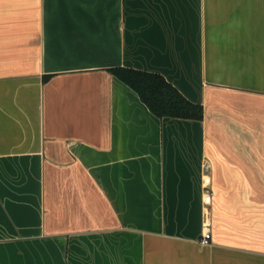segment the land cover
Instances as JSON below:
<instances>
[{
  "label": "crops",
  "instance_id": "0c3cea01",
  "mask_svg": "<svg viewBox=\"0 0 264 264\" xmlns=\"http://www.w3.org/2000/svg\"><path fill=\"white\" fill-rule=\"evenodd\" d=\"M0 264H264V0H0Z\"/></svg>",
  "mask_w": 264,
  "mask_h": 264
},
{
  "label": "trees",
  "instance_id": "16d2710c",
  "mask_svg": "<svg viewBox=\"0 0 264 264\" xmlns=\"http://www.w3.org/2000/svg\"><path fill=\"white\" fill-rule=\"evenodd\" d=\"M111 72L118 80L136 92L156 117L203 120V106L188 100L162 75L128 68H115Z\"/></svg>",
  "mask_w": 264,
  "mask_h": 264
},
{
  "label": "built area",
  "instance_id": "2783aa9c",
  "mask_svg": "<svg viewBox=\"0 0 264 264\" xmlns=\"http://www.w3.org/2000/svg\"><path fill=\"white\" fill-rule=\"evenodd\" d=\"M204 204L205 206H210L212 202V196H213V191L211 188L212 185V179L210 176L211 173V165L209 163H205L204 165ZM210 239H211V228L209 224L204 225V231H203V239H202V244L203 245H209L210 244Z\"/></svg>",
  "mask_w": 264,
  "mask_h": 264
}]
</instances>
